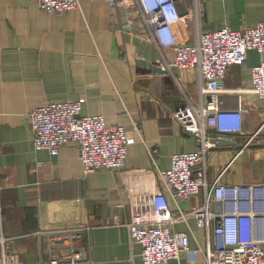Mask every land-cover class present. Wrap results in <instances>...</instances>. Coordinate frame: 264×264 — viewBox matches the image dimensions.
I'll return each instance as SVG.
<instances>
[{
  "label": "crops",
  "instance_id": "crops-1",
  "mask_svg": "<svg viewBox=\"0 0 264 264\" xmlns=\"http://www.w3.org/2000/svg\"><path fill=\"white\" fill-rule=\"evenodd\" d=\"M78 7L47 12L35 0H0V235L30 264L46 259L60 245L43 226L89 227L77 239L83 259L77 264H143L141 245L129 242L126 223L130 185L136 192L150 183L171 155L193 151L198 140L171 114L198 100L196 68L165 73L148 62L173 57L172 49L147 39L148 27L133 0H78ZM184 20L174 30L183 42L196 31L229 25L255 26L263 17V0H176ZM264 53L246 51L242 64H231L220 87L224 107L246 108L241 132L218 138L205 157L208 178L224 170L228 183H264V98L250 88V68ZM57 99L80 100L84 113H100L107 125H123L129 137L121 170L84 173L76 142L52 155L36 149L29 127L30 109ZM249 143H244L257 129ZM210 131H214L210 127ZM148 147L156 148L154 160ZM201 166L198 163L194 170ZM131 187V188H132ZM173 213L202 203V193L183 200L163 188ZM264 223V222H263ZM174 230L185 232L192 249L203 243L204 230L189 217ZM264 238V224L262 226ZM168 264H203L202 254L180 252Z\"/></svg>",
  "mask_w": 264,
  "mask_h": 264
},
{
  "label": "built area",
  "instance_id": "built-area-1",
  "mask_svg": "<svg viewBox=\"0 0 264 264\" xmlns=\"http://www.w3.org/2000/svg\"><path fill=\"white\" fill-rule=\"evenodd\" d=\"M47 12L65 11L78 7V0H35ZM119 4L122 0H107ZM135 9L148 27L147 39L160 47L172 49L173 57L157 56L148 67H157L165 73L175 68H196L198 72V100L178 106L172 118L185 132L194 135L198 146L193 151H177L171 155L168 168L157 169L144 192L130 185L129 220L125 226L129 242L141 245L143 264H168L180 252L195 257L202 254L203 264H264V183H224L221 170L208 178L205 155L217 143V138L242 131V116L246 108L224 107L220 99L226 68L242 64L246 51L264 53V10L262 19L252 27L235 30L225 24L208 31H196L194 41L183 42L174 25L183 21L176 0H133ZM264 3V0H263ZM250 88L257 97L264 98V60L250 68ZM80 100L57 99L30 109L29 127L36 149L46 148L58 153L66 142H76L84 173L99 169L121 170L126 164L129 137L123 125H107L100 113L83 112ZM210 127L214 131H210ZM252 133L247 144L258 134ZM156 148L148 147L154 160ZM201 166L194 170L195 166ZM132 187V188H131ZM165 188L176 199L187 200L202 193V203L189 210L178 207L173 213ZM189 217L204 230L203 243L192 249L185 232L175 231L178 221ZM89 227L43 226L37 235L46 234L52 244L60 247L37 264H77L83 259L82 247L75 245ZM11 238V237H9ZM0 235V264H30L8 246L9 239Z\"/></svg>",
  "mask_w": 264,
  "mask_h": 264
},
{
  "label": "water",
  "instance_id": "water-1",
  "mask_svg": "<svg viewBox=\"0 0 264 264\" xmlns=\"http://www.w3.org/2000/svg\"><path fill=\"white\" fill-rule=\"evenodd\" d=\"M217 140H218L217 142L220 144L228 141L227 139L224 138H217Z\"/></svg>",
  "mask_w": 264,
  "mask_h": 264
}]
</instances>
